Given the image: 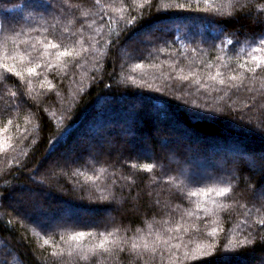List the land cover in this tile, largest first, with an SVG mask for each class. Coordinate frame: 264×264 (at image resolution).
<instances>
[{
	"label": "trees",
	"instance_id": "trees-1",
	"mask_svg": "<svg viewBox=\"0 0 264 264\" xmlns=\"http://www.w3.org/2000/svg\"><path fill=\"white\" fill-rule=\"evenodd\" d=\"M166 2L185 7L165 10L161 0H151V7H141L143 0H0V42L27 57L16 62L22 77L0 68V264H264V66L249 71L255 68L249 53L264 38V13L258 16L256 7L264 0H241L245 7L234 16L212 10L226 0ZM49 9L56 17H46ZM133 16L136 22L127 24ZM48 42L81 53L57 60L58 49L46 54ZM29 61L41 65L34 75L24 71ZM139 100L136 114L120 104ZM151 110L159 126L177 124L213 143L163 149L159 139L167 142L172 133L164 127L157 135ZM106 121L122 126L98 132ZM88 125L90 134L80 132ZM78 135L83 147L67 145ZM215 140L237 144L241 156L217 155ZM103 141L111 146H100ZM147 164L154 168L140 167ZM16 185L25 189L14 207L8 194ZM222 187L232 191L200 192ZM62 203L102 219H80ZM69 214L52 229L44 221ZM108 215L113 220L102 221ZM213 228L214 254L185 259L186 251L210 242ZM76 231L90 233L93 246L107 236V251L86 259L73 253L68 262L66 232ZM245 238L251 243L223 246Z\"/></svg>",
	"mask_w": 264,
	"mask_h": 264
},
{
	"label": "snow or ice",
	"instance_id": "snow-or-ice-1",
	"mask_svg": "<svg viewBox=\"0 0 264 264\" xmlns=\"http://www.w3.org/2000/svg\"><path fill=\"white\" fill-rule=\"evenodd\" d=\"M96 4L100 3V0H95ZM203 2L207 5L210 4L211 0H203ZM251 0H245V3H250ZM245 3H241V0H226V5L225 4H219V5H213L212 6V10L216 11V12H220L223 15L226 16H234L236 14V12L238 10H242L245 7ZM148 6L151 7V0H143V3L140 5L141 7L144 6ZM107 7V5L105 6ZM160 7L164 8L165 10L170 8V7H177V8H184L185 5L183 4H177L174 2H166V0H161V4ZM190 7V5H189ZM257 7V15L259 16L261 13H264V5H256ZM121 8H117L115 9V11H121ZM84 15L86 16L87 13H84ZM137 17L133 16L131 17V19H128L126 21L127 24H134L136 22ZM3 26L0 25V28H2ZM19 35V34H17ZM262 37H264V34H262ZM229 44L232 43V41H228ZM44 48L46 50V54H47V50L48 49H58L59 51L57 52L56 55V59L60 60L61 58H73L74 56L79 55V53L74 52V50H71L69 48H65L62 47V45L58 44V43H54V42H48L44 44ZM241 51H243V49H241ZM255 53V54H253ZM251 59L255 62V68L249 69V71H255L256 68H260L262 66H264V38H261L258 41V45L254 48H252V52L249 53ZM26 55L23 52H19L16 50V46L13 47L12 51L9 52V50L4 47L3 43L0 42V68H3L5 70V72L7 73H11L14 74L16 77H22L23 76V72L22 71H18L17 70V60L23 62L26 60ZM12 61L11 65L7 62V61ZM29 64H31L32 66L26 67L24 68V71H26L29 75H34L37 72V69L40 68V64L39 63H35L33 64L31 61L28 62ZM244 65L242 64L241 67H243ZM20 67H24L23 63H21ZM46 67L51 68L52 64L51 62H46ZM219 75V73L217 74ZM3 79H7V77H3ZM184 80H187L188 77L185 76L183 77ZM211 79H216V77H211ZM233 79H236V77H233ZM30 83V81H29ZM220 84H224L225 81L223 79L219 80ZM236 85H233V87H235ZM49 87H51V85H49ZM13 95H15V93H13ZM193 104H195V101H193ZM197 107H199V105H196ZM193 115L195 117L198 118H203V119H215L214 116L212 115H208L204 112H194ZM10 123V121H9ZM141 168H144L148 171H151L154 168V165L152 164H147V165H141ZM232 191L231 187H222L219 189H201L200 192H202L204 195H208L209 192H213L215 193L216 196H225L226 194L230 193ZM197 192H191L190 195L195 196L197 195ZM264 195V194H262ZM213 203H215V201H213ZM198 208H202L203 205L202 204H197L196 205ZM205 212L207 213L208 210L205 209ZM189 215H191V213H189ZM259 226L264 228V219H261L259 221ZM177 227H179V225H177ZM217 233V229L213 228L211 230V232L208 234V237H206V239H208L210 242L208 243H200L197 244V246L193 249H191L190 251H186L184 253V258L188 259V258H196V259H200V258H204L208 255H212L214 254V249L216 247V245L214 243L211 242V238L214 237ZM199 234V233H198ZM86 235H91L90 233H84V232H79V233H73L70 237L71 240H75V241H79L81 240L83 237H85ZM103 235V234H101ZM111 235V233L109 234ZM45 243L47 244L48 241L46 240ZM108 243V237L104 236L103 239H100L97 245L92 246L88 251L95 254H98V250H103V251H107L106 248V244ZM123 243H127V241H124ZM249 244L251 243L247 238H245L242 241H233L231 239H228L226 241V243H224V248L225 249H235L238 247L239 244ZM138 247L137 244L133 243L132 244V248L136 249ZM145 249L148 248V245L145 244L143 246ZM177 249L180 247V245H176L175 246ZM156 249L155 247H153L152 251L154 252ZM87 258V256L85 257Z\"/></svg>",
	"mask_w": 264,
	"mask_h": 264
},
{
	"label": "rangeland",
	"instance_id": "rangeland-1",
	"mask_svg": "<svg viewBox=\"0 0 264 264\" xmlns=\"http://www.w3.org/2000/svg\"><path fill=\"white\" fill-rule=\"evenodd\" d=\"M54 8H55V6H53ZM52 7V8H53ZM46 12V14L45 15H47L46 17H49V16H51L52 15V17H54L55 16V14H53V11L51 10V9H49V10H46L45 11ZM56 17V16H55ZM137 35H142L143 36V33H138ZM137 35H133L132 37H131V39L132 40H135L136 38H137ZM79 45V44H78ZM81 47H79L78 46V50L80 49ZM124 51L125 50H123V49H119V56L120 57H122V56H124L125 54H123L124 53ZM78 53H81V52H78ZM81 55V54H80ZM140 101L141 100H139V101H137V103H135V104H130V105H128L126 102H120V104H126V108L128 109V111L129 110H135V114H136V112L137 111H139V110H141V106H140ZM142 102V101H141ZM133 103V102H132ZM138 113V112H137ZM150 113H151V115H152V117H153V124L157 127V130H158V132H157V135H160L161 134V132H163L164 130H162V128H164L165 127V129L168 131V133L170 132V133H172V134H168V137H169V141H167V142H164V141H161L160 139H159V141H158V143H159V146L160 147H162L163 149H165V150H169L168 149V147L169 146H173L174 145V147H176V148H178V146L179 145H182L183 147H187V146H202V145H205V144H210V143H213V140H210V139H208V138H205V137H199V136H197V135H194L191 131H188V130H186V129H184L183 127H181V126H178L177 124H171V125H168V124H165L164 125V127H162L161 125L159 126V124H157L158 122H157V120L154 118V117H156L155 116V114H154V111L153 110H151L150 111ZM134 114V112H133V115L132 116H134L135 115ZM125 118V117H124ZM125 120V119H124ZM95 121H99V116L97 117V120H95ZM93 123V122H92ZM113 127L114 129H118V128H120V126H122L121 124H117L116 123V121H112V122H107L106 121V125H105V127H100V129L98 130V132H102V131H104L105 129H109V127ZM91 131H92V128L91 127H89V125L87 126V127H82V129H81V131L80 132H86V133H91ZM125 133H122V136H125L124 135ZM171 137L173 138V140H170L171 139ZM75 139H76V141H75ZM78 140H80L79 141V143H77L78 142ZM82 138H81V136H76V138H74V139H71L70 140V142L67 144V145H69V146H74L75 144H76V146H75V148H81V147H83L84 145V143L82 142ZM91 140V139H90ZM140 140H141V143H142V145L144 146V148L145 149H149V146H148V142H149V140H148V137L147 136H145L144 134H143V136L140 138ZM220 141V140H219ZM215 142L216 143H218V145H219V151H216V154L218 155L219 153H223V155H225V156H230V155H232V154H237V155H239V156H241V152H242V149H239L238 148V145L236 144V145H234V144H230V142L229 143H227V145L226 144H224L225 146H228V147H222V145L223 144H219V142H218V140L216 141L215 140ZM93 142H92V140L91 141H89L88 139H87V142H85V145L88 147V145L90 144H92ZM230 144V145H229ZM67 145L65 144H63V147H67ZM99 145L101 146H104L105 148L106 147H110L111 145L109 144V143H107L106 141H103V142H99ZM223 145V146H224ZM85 146V147H86ZM114 146V145H113ZM130 146H131V143H130ZM215 148H217L218 146L216 145V146H214ZM239 147H241V146H239ZM138 149V148H137ZM227 149H229L230 151L228 152L227 151ZM143 149H138V151H137V154H145V153H149L147 150H143ZM56 152V150L54 151V152H52V153H50V154H48L45 158H44V160L39 164V166H38V168H37V170H34L33 171V174H38V172H42V163H46L47 162V160H49V159H51V158H53V155H54V153ZM117 157H119V156H121V151H118V154L116 155ZM171 161H174V159H171V158H167V162H171ZM33 180H35L36 182H38V183H40V184H43V187H48V186H50L48 183H46V181L44 182V181H39V180H37L36 178H34L33 176L31 177ZM25 188L24 187H20L19 185H16V187H14L13 188V190L8 194V200H9V203L12 205V206H14V207H17L19 204H22V201H20L21 199H19V191L20 190H24ZM29 195L31 194V195H35V196H37L38 194H37V192L36 191H33V190H31L30 188H29ZM42 194H44L43 195V197H44V202L45 203H47L51 198H49V197H47L48 195L44 192V193H42ZM18 200V201H17ZM6 203V202H5ZM49 203H50V201H49ZM16 204H18V205H16ZM61 206H63L64 205V207L66 208H68V210L69 209H71V211H70V213L71 214H73V212H77L78 213V217L80 218V219H84L85 218V216H87V218L89 217V219H91V220H94V221H99V220H101L102 218L101 217H96V216H99V215H97V214H95V212H90V211H83V210H76L75 208H72V207H70L69 205H67V204H64V203H62V204H60ZM103 215H104V213H103ZM105 216V215H104ZM109 216V215H108ZM68 217H70V214L69 215H66L64 218H62V219H50V217H48L47 216V219H45L44 221H47V222H49V228H54V227H56V226H58V225H61L62 226V224L63 223H65L66 222V219L68 218ZM38 218H40V219H43V216L42 215H40ZM49 218V219H48ZM106 219H103L102 221H104V220H113V217L111 216H109V217H105ZM93 221V222H94ZM116 224H118L117 222H115ZM64 226V225H63ZM65 226H67V225H65ZM44 228V227H43ZM64 231H66L67 229H70V226H67V227H63L62 228ZM73 233H79V231L77 232H66V237H67V239H66V241H64V243H66V246H63V253H64V251L66 252V254H65V259L66 260H68V262H70V260L72 259V255H73V253H77V254H79L82 258H85L86 256H87V258L91 255V252H89L88 250L93 246V241H92V239L88 236L87 238H85V237H83L81 240H79V241H75V240H71L70 239V237H71V235L73 234ZM165 240V239H164ZM63 244V243H62ZM57 259L58 260H60L59 259V257H57ZM86 259V258H85ZM257 264H261V261H258L257 262ZM263 264V263H262Z\"/></svg>",
	"mask_w": 264,
	"mask_h": 264
}]
</instances>
